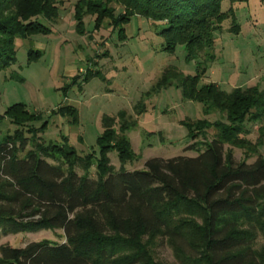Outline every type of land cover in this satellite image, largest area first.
I'll list each match as a JSON object with an SVG mask.
<instances>
[{
  "label": "trees",
  "instance_id": "16d2710c",
  "mask_svg": "<svg viewBox=\"0 0 264 264\" xmlns=\"http://www.w3.org/2000/svg\"><path fill=\"white\" fill-rule=\"evenodd\" d=\"M240 1L245 0H230L224 9L223 0H77L74 15L81 33L84 15L92 13L95 28L107 21L126 38V24L141 15L162 22L158 33L164 49L184 44L188 61L203 53L196 73L166 66L152 89L175 82L184 98L201 102L205 113L219 111L224 117L182 120L193 140L185 148L197 154L152 156L143 167L128 169L136 151L127 132L137 120L125 110L106 113L92 175L94 152L80 154L66 142H45L40 132L48 120L35 124L42 112L22 101L9 105L0 114V120L8 117L16 125L0 137L1 229L61 228L65 240L2 243L0 264H163L156 253L162 243L181 264H264V155L259 152L264 127L255 142L245 136L246 120L264 118V89L258 84L231 90L214 81L199 84L207 68L203 64L215 57V32L226 19H231V31L240 30L233 6ZM58 15L57 0H0V70L15 61L17 38L51 31L41 17ZM41 53L29 49L30 57ZM52 111L71 123L79 121L78 108L71 104ZM227 144L258 156L238 160ZM112 149L119 168L111 163Z\"/></svg>",
  "mask_w": 264,
  "mask_h": 264
},
{
  "label": "rangeland",
  "instance_id": "374dc122",
  "mask_svg": "<svg viewBox=\"0 0 264 264\" xmlns=\"http://www.w3.org/2000/svg\"><path fill=\"white\" fill-rule=\"evenodd\" d=\"M76 2L57 0L59 15L53 19L41 17L51 31L17 38L15 61L0 70V114L19 101L30 110L42 112L41 120L35 122L39 126L48 120L45 130L40 132L42 139L47 143L66 142L80 154L94 152L92 175H96L100 155L97 137L103 130L102 116L120 110L137 120L136 126L127 132L136 151V158L126 164L128 169L143 167L152 156L197 154L185 148L193 140L182 120H215L224 116L219 111L205 113L202 103L184 98L175 82L158 90L152 88L166 66H175L186 74L196 73L204 54L188 61L184 44H178L174 51L164 49V38L158 33L162 22L141 15L132 16L126 24V38H120L107 21L95 28L96 14L92 13L84 15L85 31L81 33L76 29ZM230 5V0H223L224 9ZM233 6L240 30L231 31V19H226L223 28L215 32V57L201 63L207 68L199 84L214 81L226 90L258 84L264 89V0H245ZM30 48L40 49L41 55L30 57ZM68 104L78 108L77 123L52 111ZM245 123V136L255 142L261 137L264 118ZM15 127L8 117L0 120V137ZM208 132L212 137L214 128ZM31 146L29 143L28 147ZM230 146L238 160L248 157V161H253L258 156V152L246 147L226 145ZM259 152L264 155L263 146ZM108 154L111 163L119 168L117 150ZM42 238L65 240L61 228L4 233L0 226V245L23 246ZM156 253L163 264H181L166 243L158 244Z\"/></svg>",
  "mask_w": 264,
  "mask_h": 264
}]
</instances>
